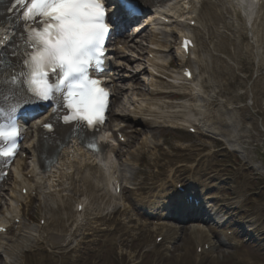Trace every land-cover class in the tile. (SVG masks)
Returning a JSON list of instances; mask_svg holds the SVG:
<instances>
[{"label":"bare ground","instance_id":"6f19581e","mask_svg":"<svg viewBox=\"0 0 264 264\" xmlns=\"http://www.w3.org/2000/svg\"><path fill=\"white\" fill-rule=\"evenodd\" d=\"M168 1V7L161 10L172 12L176 18L174 21L170 19V23L153 18V37L149 41L152 48H149V53H153L155 59L149 58L148 62L153 71L167 76L169 80H158L152 74L154 89L148 93V97L130 106L131 114H142L131 119L135 121L139 118V124L131 123L134 127L143 124L147 129L140 134L134 151L126 155V162L133 169L132 176L121 170L123 161L119 159L120 152L114 145L109 148V155L103 154L102 157L85 153L81 148L67 154V148L62 147V152L57 154L58 163L45 173L33 167V160L22 170L23 160L19 161L18 178L14 179V187L11 188V200L5 202L6 207L0 205V209L4 208L0 213L5 210L0 219H6L9 215L14 219L15 214H23L27 219V211L34 200L32 193L36 192L40 219H45L46 223L41 227L40 219L36 225L27 224L25 220L18 230L0 235V252L8 259H0V264H28L31 255L35 257L36 264H87L91 254L97 260L107 249L117 250L119 256L127 259L129 264H136L134 254L137 251L131 250L132 243L137 238V232L150 225L149 236L151 232L160 236L157 229L161 227L168 241L162 248L155 249L146 239L144 252H155V258L162 262L169 258L175 248V239L181 236L173 225L154 222L156 218L153 215L162 209L166 213L159 214V219L181 212V208L175 209L177 206L170 209L172 203L176 205L175 200L181 199L175 190L181 176L187 175L194 182L195 190L202 192L205 199L215 198L216 203L223 202L228 207L244 203V198L225 202V197L209 192L215 188L219 191V187L213 184V178H222L221 173L214 174L211 169L222 139L226 141L227 148H241L240 157L249 160L264 173L262 163L252 161V152L246 150L245 145L250 141L264 140V0ZM240 11H244V17H240ZM189 16H195V26L187 23ZM173 30L179 33L188 31L196 38L197 46L190 56H181L179 47L175 50L181 57L182 65L193 67L195 74L191 81H187L180 72H168L166 67L172 63L168 51ZM232 83L237 84L236 87ZM115 119L116 125L125 121L121 117ZM163 122L171 125L175 131L194 126L198 130V137L192 143L173 139L165 144L162 131L152 133L153 128L158 129ZM162 146L167 147L165 153ZM145 150L150 157L147 175L151 182L147 187L142 185L143 179H137L141 172L135 166L143 160ZM112 171L119 172L122 183H125L121 185L123 195L126 185L132 186L129 188L130 200L150 212L146 214V218L151 220L149 225L138 218L136 208L132 207L128 197L121 200L109 190V173ZM239 174L242 173H236ZM248 179L249 176H246L239 183L240 194L241 189L245 191L249 186ZM25 187L28 189L26 195L22 193ZM143 189L148 190L147 195L143 194ZM75 195L82 197V201L75 199ZM83 200L87 203L85 215L88 218L80 223L76 207ZM13 202L17 207L13 206ZM223 204L213 206L206 203L209 207V215L206 216L216 218L220 225L227 221L221 213ZM196 222L191 225V238L212 240L208 228L198 220ZM254 224L250 228L256 231ZM223 235L225 240L229 239L225 232ZM211 244L213 249L208 251L210 253L206 252V256H212V260L218 262L215 257L216 243L212 240ZM184 250L177 259L189 257L198 264L205 263L204 259L192 252V247L186 246Z\"/></svg>","mask_w":264,"mask_h":264},{"label":"snow or ice","instance_id":"6c2138e0","mask_svg":"<svg viewBox=\"0 0 264 264\" xmlns=\"http://www.w3.org/2000/svg\"><path fill=\"white\" fill-rule=\"evenodd\" d=\"M115 4L109 11L102 0H15L8 9L23 5L24 10L20 42L4 51L13 37L0 47V86L4 89L0 100L15 101L6 113L9 122L0 125V139L7 142L0 148V158L10 163L18 151L21 133L14 114L25 105L38 107L44 102H50L57 123L70 127L69 139L78 135L87 147L100 150L95 133L106 120L110 97L99 79L105 72V45L122 23L141 11L139 0H115ZM190 43L185 39L186 50ZM40 126L49 134L55 128L51 119ZM55 143L59 148L61 142Z\"/></svg>","mask_w":264,"mask_h":264},{"label":"rangeland","instance_id":"374dc122","mask_svg":"<svg viewBox=\"0 0 264 264\" xmlns=\"http://www.w3.org/2000/svg\"><path fill=\"white\" fill-rule=\"evenodd\" d=\"M140 28V27H139ZM152 36V29L151 27H146L142 33L138 35V37H134L132 33H130V37H133V41H128V46L130 47V50L127 51V57L125 64L123 68L118 72V87L116 91V99L112 108V115L114 114H126L127 108L134 102V101H141L142 99H145L148 97V93L151 91L150 87V76L147 74V72L143 69V62L148 56V47L149 45V39ZM129 40V39H128ZM170 47L168 54L171 55L172 60V68L171 70H176L179 67V58L177 57V54L175 53L176 49V36L174 35V38H170ZM170 71V69H169ZM234 87H236L237 84H233ZM129 128V137L127 141L124 144L120 145V152L122 155H126L128 152L131 151L134 143H136L140 139V135H137V132H143L144 130H147L143 124L140 126L133 128ZM159 131H162L164 134V137L167 142H170L174 139V137H179L180 139H184L186 142H194L195 136L189 135L184 130H178L175 131L173 129H162L153 128V133L157 134ZM250 149L255 154L253 155V160L255 161H261L264 166V142H255L251 144ZM165 150V148H164ZM227 152H220L219 160L217 159V162L219 165L215 166L216 170L225 169V172L229 174H233L236 169H239L241 167V162L239 161L237 164L226 162L229 161L228 158L225 159L223 156ZM147 162V160H146ZM146 162L140 167V170L142 172V176L146 179ZM246 167H249V170H245V174H248L250 176V187L248 188V192H250L253 197H251L250 202L248 203V206H251V203H254V200L256 199L259 202H264V176L258 172L255 168H250V164H246ZM142 176H138L137 178L140 179ZM238 179H241L240 177ZM243 180V179H242ZM241 180V181H242ZM145 181V180H144ZM238 181V180H237ZM236 181V182H237ZM146 182L148 183V180L146 179ZM236 184V183H235ZM234 184V185H235ZM252 184V185H251ZM224 193L227 194L228 197L232 198L236 195V190L234 189H228L227 185L223 186ZM79 196V195H78ZM75 196V197H78ZM4 203V201L2 202ZM255 206V205H254ZM142 213V212H141ZM244 214V209L238 210V216H241ZM28 215L30 217L29 222L31 224H35L38 221V218L40 216L39 209H38V203H35L33 207L29 210ZM35 222V223H34ZM180 227V226H179ZM186 227V228H185ZM183 229H181L182 237L176 241L175 249L173 253L170 256V260L166 264H177V255L180 252H183L185 249V246L188 244V239L190 237V232L188 226H185ZM182 228V227H180ZM188 230V231H186ZM144 235L141 233L139 234V239H143ZM133 250H138L139 242H134L133 244ZM253 250L255 253V256L261 255L264 258V242H260L257 240L250 241V243H245L244 249H248L249 251ZM223 251V252H220ZM239 250L231 249L227 247H221L219 249L218 254L222 258V260H219L218 264H245L243 262H240L236 256V253ZM222 254V255H221ZM259 254V255H258ZM138 261V264H153V256H148L143 260V257L141 253L136 256ZM2 259L5 260V257L2 256ZM142 261L140 262V260ZM220 259V258H219ZM34 257L29 258V264H35L33 262ZM95 261V255L92 254L89 257L88 264H93ZM128 264V260L122 259L117 251H107L104 253V255L98 259L96 264ZM135 262V263H136ZM188 264H194L192 259L188 261Z\"/></svg>","mask_w":264,"mask_h":264}]
</instances>
